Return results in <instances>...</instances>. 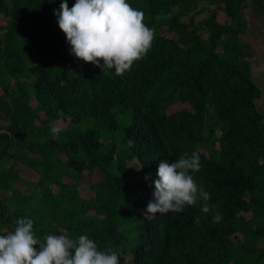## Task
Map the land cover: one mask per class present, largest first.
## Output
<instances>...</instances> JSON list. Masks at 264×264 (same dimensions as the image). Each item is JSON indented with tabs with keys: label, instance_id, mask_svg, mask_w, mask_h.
Returning <instances> with one entry per match:
<instances>
[{
	"label": "trees",
	"instance_id": "16d2710c",
	"mask_svg": "<svg viewBox=\"0 0 264 264\" xmlns=\"http://www.w3.org/2000/svg\"><path fill=\"white\" fill-rule=\"evenodd\" d=\"M127 2L155 38L117 76L70 54L62 0H0V234L31 218L41 240L87 235L120 264H264V114L240 38L245 0ZM193 151L221 221L200 203L144 216L160 161ZM85 174L100 178L87 197Z\"/></svg>",
	"mask_w": 264,
	"mask_h": 264
},
{
	"label": "clouds",
	"instance_id": "9594fccd",
	"mask_svg": "<svg viewBox=\"0 0 264 264\" xmlns=\"http://www.w3.org/2000/svg\"><path fill=\"white\" fill-rule=\"evenodd\" d=\"M54 14L71 46V55L102 72L105 68L114 69L117 76L130 71L133 63L148 53L155 38V29L144 22L145 14L127 0H76L71 9L67 0H62ZM61 131L57 125L51 128L53 135ZM201 167L198 151L171 162L161 160L153 198L144 216L182 213L186 207L200 203V211L212 213V222L219 223L222 216L216 211L217 206L209 203L210 194L194 179L193 174ZM194 222L199 223V217ZM0 264H120V254L100 250L87 235L73 238L67 233L46 234L41 240L34 231V221L20 218L12 230L0 234Z\"/></svg>",
	"mask_w": 264,
	"mask_h": 264
},
{
	"label": "crops",
	"instance_id": "0c3cea01",
	"mask_svg": "<svg viewBox=\"0 0 264 264\" xmlns=\"http://www.w3.org/2000/svg\"><path fill=\"white\" fill-rule=\"evenodd\" d=\"M218 22L230 23L231 20L219 13ZM241 41L251 65V79L261 91L257 106L264 114V0H245Z\"/></svg>",
	"mask_w": 264,
	"mask_h": 264
},
{
	"label": "rangeland",
	"instance_id": "374dc122",
	"mask_svg": "<svg viewBox=\"0 0 264 264\" xmlns=\"http://www.w3.org/2000/svg\"><path fill=\"white\" fill-rule=\"evenodd\" d=\"M0 15H1V14H0ZM0 18H1V16H0ZM1 24H3V21L0 19V25H1ZM181 108H182V107L176 105V106H174V107H172V108L170 109V113L175 112V111H178V110H181ZM65 127H66V126H62V128H65ZM61 160H62V159H61ZM85 175H86V176H85V178H84V180H83V182H82V184H81V185H83V186H82V187H81V186L79 187V191H80V193H81V195H82L83 197H87V196L93 194V193H92V190L89 188V184H91L92 182L97 183V182L100 181V178H99L97 175H93V176H91L90 178H89V176H88L87 174H85ZM24 177H25L27 180H29V181H37V180H38L37 177L34 176L30 171L27 172V173H24ZM19 186H20L21 188H25V186H23V185H21V184H19ZM55 191H57V189H55Z\"/></svg>",
	"mask_w": 264,
	"mask_h": 264
}]
</instances>
